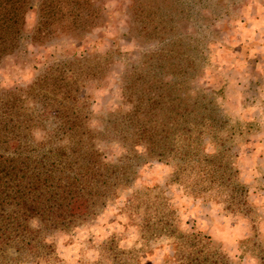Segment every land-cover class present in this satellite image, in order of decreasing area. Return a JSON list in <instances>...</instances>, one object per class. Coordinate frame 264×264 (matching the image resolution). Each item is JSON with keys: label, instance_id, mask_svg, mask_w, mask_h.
Instances as JSON below:
<instances>
[{"label": "rangeland", "instance_id": "rangeland-1", "mask_svg": "<svg viewBox=\"0 0 264 264\" xmlns=\"http://www.w3.org/2000/svg\"><path fill=\"white\" fill-rule=\"evenodd\" d=\"M41 1H30L16 48L0 60V96L26 88L51 65L84 57L91 74L79 101L95 146L107 163L129 164L135 173L132 186L93 219L47 237L58 257L48 264H112L102 259L112 241L122 264H174L178 241L144 236L143 207L129 214L138 192L148 195L152 216L155 209L179 235L205 238L228 264H264V0H94L98 19L87 32L36 41ZM136 74L178 83L216 109L248 214L227 210L222 200L195 197L174 181L173 163L130 146L120 123L130 109L122 89ZM50 129L48 121L33 131L34 139L42 140ZM209 143L204 137L203 147L212 154Z\"/></svg>", "mask_w": 264, "mask_h": 264}, {"label": "trees", "instance_id": "trees-1", "mask_svg": "<svg viewBox=\"0 0 264 264\" xmlns=\"http://www.w3.org/2000/svg\"><path fill=\"white\" fill-rule=\"evenodd\" d=\"M30 1L0 0V60L16 48ZM93 1L42 0L34 40L87 32L98 19ZM84 60L51 65L26 88L0 96V264L58 261L47 237L93 219L135 181L129 164L107 163L95 146L90 118L79 101V89L91 74ZM140 77L132 76L122 89L130 109L120 123L128 130L130 146H142L149 158L173 163L174 181L195 197L222 200L227 210L248 214L246 191L220 137L222 122L213 116L216 109L178 83ZM48 121L50 132L36 141L33 131ZM204 137L214 153H206ZM147 196L135 193L127 210L136 215L144 208V236L178 241L174 264H228L205 238L179 235L155 209L152 216ZM110 245L102 259L122 264L113 241Z\"/></svg>", "mask_w": 264, "mask_h": 264}]
</instances>
